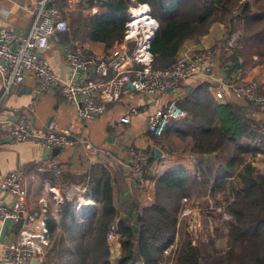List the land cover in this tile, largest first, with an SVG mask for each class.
I'll list each match as a JSON object with an SVG mask.
<instances>
[{"label": "trees", "instance_id": "1", "mask_svg": "<svg viewBox=\"0 0 264 264\" xmlns=\"http://www.w3.org/2000/svg\"><path fill=\"white\" fill-rule=\"evenodd\" d=\"M66 1L60 0V3L64 5ZM256 1H247L240 17L246 22V32L253 46L264 55V0ZM238 2L82 0L81 8L103 5L107 13L100 17H84L74 36L86 35L108 47L116 41L123 43L129 8L147 4L160 24L150 48L153 67L169 68L177 61L187 41L205 37L215 22H225L229 15L233 20ZM67 35L57 34V37L59 40L66 38L68 42ZM240 54V49L235 47V66ZM210 87V83L203 82L177 100L187 116L172 121L161 137H155L164 154L190 158L193 169L170 170L152 176L149 172L157 157L154 152L147 151L150 158L146 177L155 184V201L141 206L132 194L123 195L129 205L125 208L120 198L117 200L118 195L115 196L111 173L101 165L95 166L90 173L86 198L99 204L98 211L83 222L76 216L75 203L65 202L59 226L55 220L49 222L51 232L59 230L53 245L54 264H264V175L257 173L247 161L248 156L264 153V139L256 141V129L260 124L252 123L246 113V104L218 101ZM261 113L264 115V111ZM67 180L63 178L64 182ZM198 187L212 188V193L221 194L228 204L231 221L227 223L229 240L225 251L213 249L210 252L205 246L194 244L190 233L185 232L176 243L181 201L191 197L192 190ZM113 225L117 226L121 245L116 258L108 240ZM134 226L139 228L137 234ZM174 244L175 250L166 255ZM44 264H52L49 253Z\"/></svg>", "mask_w": 264, "mask_h": 264}, {"label": "built area", "instance_id": "2", "mask_svg": "<svg viewBox=\"0 0 264 264\" xmlns=\"http://www.w3.org/2000/svg\"><path fill=\"white\" fill-rule=\"evenodd\" d=\"M35 17L28 33L0 26V81L6 95L24 84L28 79L37 82V95L49 93L56 89L62 92L67 100L78 108L82 121H93L104 115L110 104L119 103L122 94L132 83L134 91L144 96H159L166 92L177 91L186 81L191 79L206 80L217 83L215 97L218 101L233 100L249 102L264 110V79L262 70L245 72L242 57L238 66L230 60L224 63V77L215 75L214 63L221 57L225 48L227 58L235 46L227 44L214 48L202 49L191 54H183L169 68L153 67V55L150 52L151 43L160 28L159 22L153 17L147 4H137L129 8V16L125 24V37L119 48L108 55H98L83 44L76 45L68 54L70 73L67 80H61L53 67L43 58L41 51L50 48L52 38L58 33H67L70 23L60 0H33ZM79 0H68L74 8ZM135 2V0H131ZM149 17L146 28L138 27L137 13ZM147 12V13H146ZM144 15H139L143 17ZM122 45V47H121ZM132 45L131 50L128 48ZM235 66V69H233ZM231 68L234 70L232 71ZM260 69V68H259ZM142 110L131 107L121 119L128 125L132 117ZM2 105L0 103V116ZM35 113L34 105L28 108L17 121L1 123L5 136L14 143L34 141L54 149L66 147H81L85 139L77 138L70 128L50 125L44 133H37L32 128L30 114ZM187 111L178 106L177 100H172L162 109L149 116V132L154 137H161L168 125L175 120L184 119ZM262 127V126H261ZM264 134V127L260 129ZM128 156L131 160L132 176L145 185L146 166L150 155L135 147H130ZM166 159V154L161 156ZM42 173L51 172L55 176L62 175V169L56 160L47 158L38 168ZM88 183L81 185H64L46 189V195L40 199L41 218L37 223V232L24 225L17 239L10 243L0 242L5 248L2 258L4 264H33L37 261L44 264L48 250L51 247V232L49 222L58 221L59 214L65 202H74L76 216L82 221L89 219L97 211V204L89 198ZM6 195L12 198V204L5 202ZM54 211H51V207ZM10 219L11 223H36V217L28 214L27 174L16 170L0 179V221ZM117 238V226L113 225L108 233V240L113 243Z\"/></svg>", "mask_w": 264, "mask_h": 264}, {"label": "crops", "instance_id": "3", "mask_svg": "<svg viewBox=\"0 0 264 264\" xmlns=\"http://www.w3.org/2000/svg\"><path fill=\"white\" fill-rule=\"evenodd\" d=\"M102 2L98 1L100 4ZM81 4L82 0H79L77 5L71 9H69L68 0L64 5L62 4L63 8L67 10L66 15L71 29L67 33L58 34H68L66 37L69 38V41L65 42L64 39L66 38L59 40L57 35H55L52 38L50 48L41 52L46 62L53 67L58 77L63 81L69 78L71 69L67 56L76 45L83 44L92 52L103 56L117 50L120 45L118 43H121L116 41L108 47L106 43L92 41L86 35L76 38L74 32L80 28V22H83L84 17H100L107 13V8L102 7L103 5H96L87 9L81 8ZM34 17L35 7L33 0H0V26L28 33L33 25ZM221 41L220 33L211 32L199 41H187L182 47L179 56L217 47V44L221 43ZM216 42L218 43L216 44ZM131 47L132 45L128 46L130 50ZM223 58L222 53L221 57L214 63L215 75L218 79L220 77L223 78L225 75ZM203 82L207 81L191 79L186 81L177 91L166 92L159 96H144L129 87L122 94L121 101L110 104L108 111L100 118L93 121H82L79 117L78 108L72 105L59 89L37 95V82L28 79L23 85L13 88L6 95L0 81L1 123L17 121L22 114L28 112V108L31 105H34L35 113L30 114V116L32 128L35 132L44 133L50 125H58L59 127L70 128L77 138H83L86 141V144L81 147L69 146L61 149L56 156H48L46 151L48 147L34 141L14 143L5 136L3 128L0 127V179L19 169L26 172L28 214L35 216L37 219L36 223H31L29 220L26 223H11L3 242L10 243L16 240L20 229L24 225L31 231L37 232L36 226L41 218L40 199L46 195V189L73 184L86 186L87 183L89 184L92 169L97 165L106 168L113 176L115 196L123 192L124 196H128L131 191L137 188L134 179L130 177L132 159L128 156L129 148L135 147L144 152L148 151L149 154L154 152L155 155L156 149L164 153L156 143V138L149 132L150 114L162 109L174 99L180 101L186 94H189ZM216 87L217 83H212V87H210V92L214 97ZM229 99L233 100V98ZM131 107H138L142 111L132 117L131 123L124 125L121 123V119ZM47 158L57 161L62 169L60 177L55 176L51 172L42 173L38 170ZM156 159L150 169L152 176L160 175L170 170H191L194 167L190 158H171V160L167 161L160 159V157ZM64 177L68 179V182L63 181ZM74 180L78 183L74 182ZM147 185V187H143L146 188L147 192L144 198V201H146L145 206L152 204L155 194L153 183L149 181ZM127 188L129 191H126ZM5 202L12 204V198L6 195ZM95 203L97 204V202ZM97 205L99 209V204ZM51 208L53 212L55 209L53 206ZM61 219L62 213L59 214L57 227ZM2 225L3 223L0 221V234ZM58 233V229L51 232L52 245L48 253L51 256L52 264L56 261V251L53 249V245L58 238ZM4 255L5 248L0 244V264H4L2 262Z\"/></svg>", "mask_w": 264, "mask_h": 264}, {"label": "rangeland", "instance_id": "4", "mask_svg": "<svg viewBox=\"0 0 264 264\" xmlns=\"http://www.w3.org/2000/svg\"><path fill=\"white\" fill-rule=\"evenodd\" d=\"M249 0H239L238 6L235 8L233 13L234 19L230 20L232 15H229V18L225 22H215L210 29V32L220 33L222 41L221 43L216 42V44L222 45V47H226L227 44H234L235 47L240 49V56L243 61V70L245 72H258V70L263 71V75L261 76L264 79V55H261V51L254 47L253 41L250 40V35L246 32V22L243 18L240 17V13L242 11L243 5ZM252 2H257L256 0H250ZM254 2V3H255ZM71 29V27H70ZM70 31V30H69ZM208 34V35H209ZM206 35V36H208ZM205 36V37H206ZM204 38V37H203ZM202 39V38H201ZM199 39V40H201ZM197 40V41H199ZM216 47V46H215ZM235 49V48H234ZM234 49L231 52V55L227 58V52H225V48L223 50V65L225 61L230 60L231 63H235L233 60ZM238 64H236V67ZM260 68V69H259ZM232 71H234L231 68ZM228 98H233V96L228 93ZM240 102V104L247 105L246 113L249 118L252 119V123L256 126V124H260V127L256 129V141L259 142L264 139V134L260 133V129L264 127V115L260 113V111H264L262 108L255 106L254 104H250L249 102H242L239 100H234ZM262 114V115H261ZM261 116V117H260ZM261 118V119H260ZM262 126V127H261ZM178 159L176 156L166 155L167 160ZM192 159H195L192 157ZM247 161L250 162L255 168L257 173L264 175V153H259L256 156H248ZM150 173V172H149ZM131 172V178H133ZM147 175V170L145 171V176ZM152 175V173L150 174ZM134 183H136L137 188L131 191L129 194L133 195V198L141 205L145 206L146 201L144 198L146 197V188L149 181L146 177L145 185L139 183L136 179H134ZM153 183V181H151ZM155 190V194L153 197L152 203L155 201L156 196V188L155 184L152 185ZM123 194H118L117 200L120 198V204L125 208H128L129 205H126V201L123 199ZM227 202L222 199L221 194H217L216 196L212 193V188H195L192 190L191 197H185L181 201V211L179 212V230L176 238V243L180 241L181 235L183 232L190 233L191 238L194 241V244H200L201 246H205L208 251L212 252L213 249L217 251H225L228 248V225L227 223L231 221V215L227 211ZM175 243V244H176ZM52 244V238H51ZM175 244L171 246L166 255L171 254L172 251L175 250ZM112 251L114 258L118 256V251L120 249V243L118 241V235L116 241L111 243ZM169 264H172L171 262Z\"/></svg>", "mask_w": 264, "mask_h": 264}, {"label": "water", "instance_id": "5", "mask_svg": "<svg viewBox=\"0 0 264 264\" xmlns=\"http://www.w3.org/2000/svg\"><path fill=\"white\" fill-rule=\"evenodd\" d=\"M45 50L41 51V52H44ZM129 87L131 89H134V86L133 84L131 83L129 85ZM47 151V155L50 156H56L60 153V149L58 148H54V149H51V148H47L46 149ZM162 156V152L159 150V149H156V157L159 158ZM85 220H88L86 217H85ZM11 225V220L10 219H6L4 222H3V225H2V230H1V234H0V242H3L7 233H8V228L10 227ZM134 231L135 233L137 234L139 232V228L137 226H134ZM33 264H39L37 261H34Z\"/></svg>", "mask_w": 264, "mask_h": 264}, {"label": "bare ground", "instance_id": "6", "mask_svg": "<svg viewBox=\"0 0 264 264\" xmlns=\"http://www.w3.org/2000/svg\"><path fill=\"white\" fill-rule=\"evenodd\" d=\"M147 13V12H146ZM138 15H137V21H138V27L140 28V29H142V27H144V28H146V24H147V22H148V20H149V17L146 15H144L145 14V12H143L142 14H139V12L137 13ZM139 15H144L143 17H140L139 18Z\"/></svg>", "mask_w": 264, "mask_h": 264}]
</instances>
